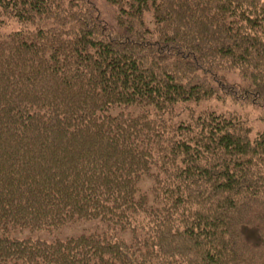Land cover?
<instances>
[{
    "label": "trees",
    "instance_id": "obj_1",
    "mask_svg": "<svg viewBox=\"0 0 264 264\" xmlns=\"http://www.w3.org/2000/svg\"><path fill=\"white\" fill-rule=\"evenodd\" d=\"M103 1L114 23L95 0H0L17 25L0 34V229L107 225L0 236V264H264V130L175 116L264 109V0Z\"/></svg>",
    "mask_w": 264,
    "mask_h": 264
},
{
    "label": "rangeland",
    "instance_id": "obj_2",
    "mask_svg": "<svg viewBox=\"0 0 264 264\" xmlns=\"http://www.w3.org/2000/svg\"><path fill=\"white\" fill-rule=\"evenodd\" d=\"M97 6L102 14V17L110 23H114L113 16L114 11L117 12L118 7H111L103 0H95ZM114 8V9H113ZM113 13V15H112ZM17 25L11 23L7 28L0 27V34H5L10 31L12 28H15ZM226 77L227 75L223 73ZM210 77L207 74V78ZM237 78V75H229L226 78L229 81H233ZM224 82L222 77L219 78ZM239 80V79H238ZM216 84L217 81H210V83ZM225 83V82H224ZM221 84V83H218ZM228 84V83H226ZM216 110L219 112L234 113L239 119L245 121L253 130V132H259L264 130V109L253 105L251 103H246L244 101H237L233 99L232 96H226L224 98H211L202 100L200 102H186L184 105H178L175 110V116L180 119H186L190 117L197 116L199 113ZM151 182V181H150ZM148 180L144 181L143 187L148 188L151 184ZM142 184V183H141ZM107 225L101 220H76L71 223H67L57 229H32L28 228H9V229H0V236H6L11 238H31L33 240H44L48 242H53L57 239H65L71 236H77L82 233L90 232H102L106 230ZM247 238L255 244L259 242V235L256 231V228L245 229ZM119 236L131 239L132 231H124L123 233H118ZM264 246V241L259 243Z\"/></svg>",
    "mask_w": 264,
    "mask_h": 264
}]
</instances>
